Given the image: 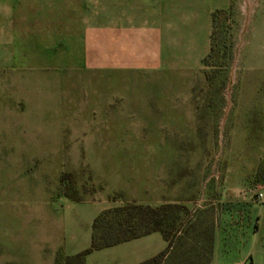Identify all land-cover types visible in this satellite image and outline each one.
Listing matches in <instances>:
<instances>
[{
  "label": "rangeland",
  "instance_id": "obj_1",
  "mask_svg": "<svg viewBox=\"0 0 264 264\" xmlns=\"http://www.w3.org/2000/svg\"><path fill=\"white\" fill-rule=\"evenodd\" d=\"M260 20L264 0H236L218 10L205 63L172 44L145 67H114L96 47L84 49V0H8L0 264H62L89 247L102 210L148 205L137 200L184 207L168 213L167 232L213 220L230 222L234 236L249 233L264 199V150L241 140L233 111L242 73L263 70L239 67L244 44L264 62ZM111 257L94 251L87 264Z\"/></svg>",
  "mask_w": 264,
  "mask_h": 264
},
{
  "label": "crops",
  "instance_id": "obj_2",
  "mask_svg": "<svg viewBox=\"0 0 264 264\" xmlns=\"http://www.w3.org/2000/svg\"><path fill=\"white\" fill-rule=\"evenodd\" d=\"M235 1L84 0V49L96 47L101 61L111 60L114 67H145L150 59H160L166 46L176 44L198 66L210 51L213 14L229 9ZM246 1L259 4V0ZM7 5L8 0H0L1 15ZM257 26L260 29L256 33L263 36L264 23L260 20ZM244 51L240 69L263 70L245 77L242 73L233 124L247 133L242 141L252 140L250 146L264 150V62L259 59L260 50L256 59ZM249 132L254 138H249ZM137 201L156 206L172 203ZM258 204L255 227L249 233L234 236L230 222L204 220L192 226L193 230L176 233L170 243L161 233L152 232L95 251L111 252L106 264H264V199Z\"/></svg>",
  "mask_w": 264,
  "mask_h": 264
},
{
  "label": "trees",
  "instance_id": "obj_3",
  "mask_svg": "<svg viewBox=\"0 0 264 264\" xmlns=\"http://www.w3.org/2000/svg\"><path fill=\"white\" fill-rule=\"evenodd\" d=\"M217 13L218 11L213 14V23L216 20ZM211 39L212 33L210 36V51L204 56L203 63L207 61L213 52ZM183 208L179 203L151 206L133 202L104 209L92 221L89 247L66 257L65 262L62 264H84L85 255L92 251L110 247L152 232L161 233L170 243L172 236L178 232V228L175 227L170 232L166 231L167 215L169 212L174 213ZM156 259L152 260L155 261Z\"/></svg>",
  "mask_w": 264,
  "mask_h": 264
},
{
  "label": "built area",
  "instance_id": "obj_4",
  "mask_svg": "<svg viewBox=\"0 0 264 264\" xmlns=\"http://www.w3.org/2000/svg\"><path fill=\"white\" fill-rule=\"evenodd\" d=\"M258 197L259 198H262L263 197V194L262 193H259ZM243 264H247V263H243Z\"/></svg>",
  "mask_w": 264,
  "mask_h": 264
}]
</instances>
